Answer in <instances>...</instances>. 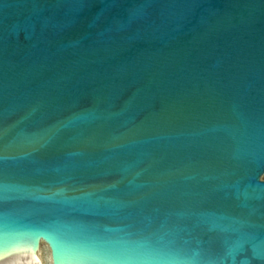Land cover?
<instances>
[{
	"label": "water",
	"instance_id": "water-1",
	"mask_svg": "<svg viewBox=\"0 0 264 264\" xmlns=\"http://www.w3.org/2000/svg\"><path fill=\"white\" fill-rule=\"evenodd\" d=\"M0 264H264V0H0Z\"/></svg>",
	"mask_w": 264,
	"mask_h": 264
}]
</instances>
